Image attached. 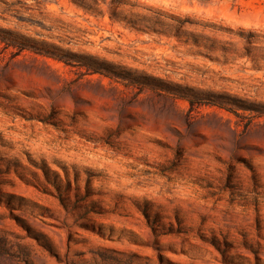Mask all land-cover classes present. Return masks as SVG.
I'll return each mask as SVG.
<instances>
[{
	"label": "rangeland",
	"instance_id": "rangeland-1",
	"mask_svg": "<svg viewBox=\"0 0 264 264\" xmlns=\"http://www.w3.org/2000/svg\"><path fill=\"white\" fill-rule=\"evenodd\" d=\"M263 35L264 0H0V264H264Z\"/></svg>",
	"mask_w": 264,
	"mask_h": 264
},
{
	"label": "trees",
	"instance_id": "trees-1",
	"mask_svg": "<svg viewBox=\"0 0 264 264\" xmlns=\"http://www.w3.org/2000/svg\"><path fill=\"white\" fill-rule=\"evenodd\" d=\"M95 1H98V0H95ZM97 7L98 6H96V8ZM228 30H230L231 32L234 31V30H232L230 28ZM239 33H240V35L242 37L247 38V39L252 38V37H257V35H258L256 33V31L250 30V29H248V30L241 29V30H239ZM263 37H264V35H263ZM247 50H249L248 46H247ZM233 103L237 106L238 109H242L244 111H246V110L255 111L259 115H263L264 114V110H262V107L254 106V105H250V104H246V103H238L237 101H233Z\"/></svg>",
	"mask_w": 264,
	"mask_h": 264
}]
</instances>
